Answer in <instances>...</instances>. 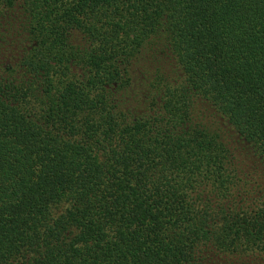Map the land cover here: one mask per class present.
<instances>
[{
	"label": "trees",
	"instance_id": "1",
	"mask_svg": "<svg viewBox=\"0 0 264 264\" xmlns=\"http://www.w3.org/2000/svg\"><path fill=\"white\" fill-rule=\"evenodd\" d=\"M0 264H264V0H0Z\"/></svg>",
	"mask_w": 264,
	"mask_h": 264
}]
</instances>
